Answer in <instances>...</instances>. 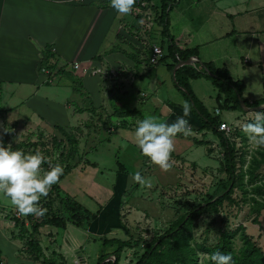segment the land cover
<instances>
[{"label":"crops","instance_id":"obj_1","mask_svg":"<svg viewBox=\"0 0 264 264\" xmlns=\"http://www.w3.org/2000/svg\"><path fill=\"white\" fill-rule=\"evenodd\" d=\"M154 5L145 6L137 19V12L127 17L117 16L109 7V0H0V142L13 146L28 137L41 134L55 137L61 131L81 137L86 130L88 136L96 134L101 126L111 136L117 128L135 130L136 122L143 119L141 109L145 106L149 115L169 123L184 116L186 102L175 88L172 72L166 69L170 61L148 65L151 48L160 47L162 42L161 29L154 21ZM169 33L179 48L195 49L200 63L225 68L232 80H241L247 101L264 97V0L261 3L257 0H178L169 13ZM49 48L51 61L57 68H65L51 82L40 71L44 52ZM73 63L114 70L117 76L106 79L82 76L70 69ZM57 77L58 82L52 86ZM203 82L208 81L192 80L189 86L208 110L212 101L216 103L215 98L207 100L202 93L206 87ZM162 108L165 115L161 113ZM129 110L134 113L125 114ZM215 111L217 106L213 111L208 110ZM230 115L232 121L220 120L242 125L246 119L239 112H230ZM184 118L191 131L199 132L198 136L208 132L200 130V123L190 112ZM42 120L49 130L41 128ZM118 136L125 140L124 148L130 142L137 147L133 135L119 133ZM80 165L73 163V171ZM125 178L126 182L115 186V197L87 232L100 239L104 235L110 238L120 235L123 240L128 236L122 228L121 213L127 205L128 188L136 183L132 180L128 185L131 175ZM4 197L0 192V213L17 211L16 207H8ZM68 226L63 233H54L55 237L49 239L53 242L51 247L42 243L40 246L44 254L48 247L52 258L57 256L63 264L71 259L74 264L78 259H85L82 249L90 240L83 241L68 231ZM0 258L4 263L1 253ZM12 262L18 264L14 256Z\"/></svg>","mask_w":264,"mask_h":264},{"label":"rangeland","instance_id":"obj_2","mask_svg":"<svg viewBox=\"0 0 264 264\" xmlns=\"http://www.w3.org/2000/svg\"><path fill=\"white\" fill-rule=\"evenodd\" d=\"M261 1L257 0L258 3H261ZM158 68L163 67L159 66ZM248 71L255 73L253 70ZM256 76L259 77L257 69ZM58 80L57 77L52 86H55ZM203 83H206V87L202 88V93L207 100L209 97L215 98V88L209 81ZM215 106L212 101V105L207 108L209 111H213ZM141 110L143 118L149 115L148 106ZM161 113L165 115L163 108ZM209 113L214 116L213 112ZM255 115L256 113H248L245 116L247 119H252ZM154 117L163 121L162 118L156 115ZM219 117L232 121L230 112L223 111L219 114ZM245 122L246 120H242L243 125ZM39 123L41 128L45 127L49 130L45 120ZM236 124L241 127L239 129H242L243 126H240L239 123ZM229 125L233 127L235 123L232 122ZM86 132L85 130L84 135L82 134L81 137L68 132V134L75 135L78 142L77 153L71 163L81 165L75 171L72 168L73 172L71 171L60 184L63 196L73 198L91 212L103 211L115 197V186L126 182L125 176H132L134 172L138 171L145 178L144 184L136 183L133 188H128L125 198L127 205L121 213L122 228L128 232V236L132 237L134 243L137 242L140 245L132 249H124L118 264H135L142 253V243L144 241L149 242L166 231L173 220L188 211L193 205H197L206 192H215L219 189L216 187L217 183L224 179V175L220 171L222 149L218 146L217 138L211 132H202L199 136L197 130H192L188 135L178 133L174 139L175 150L171 155V162L174 166L167 171L161 170L147 157L143 156L139 149L135 148L133 142H130V145L124 148L125 140L120 138L118 134H130L134 137V130L124 131L117 128L115 133L110 136L107 134L106 129L101 126L96 134L87 136ZM39 136H41V139ZM11 139L14 140L15 138L11 137ZM195 139L203 141V143H196ZM27 140L30 143H38L35 150L46 156L47 161L51 164L54 162L61 164V159L58 156L61 150L55 151L57 148L55 143H58V146L64 145L65 152L73 146L60 133H57L55 137L52 134L43 136L41 134L28 137ZM208 149L211 150L210 153L207 152ZM255 149L249 143L248 148L245 149V156L241 153L244 162L238 163L237 169L239 171L248 167L251 154L255 152ZM20 151L33 153V147L22 148ZM88 162L96 163L97 166L92 167L85 164ZM118 164L125 168L123 173L119 172ZM61 165L63 167V164ZM258 175L255 184L264 185V164L261 165ZM244 180H246V177H244ZM131 181L132 178L128 180V185ZM245 188L248 190L246 196L240 190L234 189L232 197L236 199L238 204L229 205L225 203L219 218L204 215L197 221L193 233L198 241L205 238L207 227H209L208 243L214 242L216 232L221 227L227 226L232 231L243 227L246 234L264 252V210L259 215L251 211V202L248 200L255 194L250 192V185H245ZM124 192L119 195L120 198ZM254 197L264 200V194L255 195ZM4 199L9 205L8 207H15L6 196ZM17 219L18 222L10 217L0 220V253L4 264H12L13 256L18 264H43L41 259L37 262L33 261L26 249L28 234L31 233L33 224L40 222V218H37L34 214H29L21 215V218ZM87 228H77L69 224L68 231L74 232L83 241L90 240L83 247L81 255H83L82 257L85 258L87 264H96L99 255L103 251V246L99 236L87 232ZM39 231L34 237L43 245L47 244L48 247L53 245V242L49 239L55 237L54 233H63L62 230L50 226L42 227ZM115 236L113 237L116 238ZM104 237L110 238L109 235H104ZM118 237L123 239L120 235ZM234 244L236 249L240 247L238 234L234 238ZM48 247L44 249L45 254L51 257ZM53 259L61 264L57 256ZM205 259L206 255L200 253L199 264H203ZM80 262L83 263L84 261L81 260ZM67 264H73V260L69 259Z\"/></svg>","mask_w":264,"mask_h":264},{"label":"trees","instance_id":"obj_3","mask_svg":"<svg viewBox=\"0 0 264 264\" xmlns=\"http://www.w3.org/2000/svg\"><path fill=\"white\" fill-rule=\"evenodd\" d=\"M177 2L178 0H135L133 10V12H137L138 19L142 15L145 6L148 7L150 4H156V6L154 5L156 9L154 21L161 29L160 36L162 42L160 48L165 53L157 64L167 60L170 61V64L166 66L169 73L172 72L179 61L197 58V51L195 49L179 48L169 33V13ZM149 55L151 56V53ZM51 60L52 54L49 48L44 52L41 68H47L50 71L57 69V74L65 72L64 68H57L56 64ZM200 64L179 67L175 72L173 81L175 88L181 93L188 105L189 112L200 123V130L211 132L217 138L218 146L222 149L220 171L223 173L224 179H221L217 183L216 187L219 189L215 192H206L197 205H193L188 211L173 220L166 231L151 239L149 242L144 241L142 243V253L137 258L135 264H199L200 253L206 255L203 264H213L211 254L217 251L223 254H230L232 264H264V252L246 234L243 227H239L234 231L230 230L227 226L219 228L213 243H208L209 227L206 228L205 238L202 240L198 241L193 233L197 221L202 216L208 215L213 218H219L221 209L225 203L229 205L238 204L236 199L232 197L234 189L240 190L246 196L248 190L245 188V185H250V192L252 194L257 196L264 194V185L255 184L259 177L258 171L261 165L264 164V149H255V152L251 154L248 167L245 170L241 169L239 171L237 169L238 163L244 162L242 155L245 156V149L248 148V139L245 132L239 129L241 127L234 128L229 136L219 131L218 127L223 122L220 120L219 114H215L214 112V116H211L191 91L189 82L205 79L211 83L216 90L215 103L218 112H239L242 115H246L248 113H245L241 109L238 96L242 98L246 107L264 105V97L254 102L247 101L243 97L245 85L241 80H232L225 68H217L211 63ZM133 113V111L129 110L125 114ZM251 120L247 119L245 123ZM240 126H243V124ZM61 134L73 146L65 152L64 145L58 146V143H55L57 147L55 151L61 150L58 156L61 159V164H63V174L58 183L51 187L48 195L43 197L42 201L38 202L45 211L43 215H40V222L33 224L32 231L28 234L26 242V249L32 260L37 262L41 259L43 264L59 263L52 257H45L39 240L34 237L40 228L50 226L59 230H65L67 224H71L77 228H87L97 219L101 212L100 210L91 212L73 198L65 197L61 194L59 182L73 168L71 162L78 148L75 135L68 134L65 131H61ZM39 138L41 139V136ZM37 145L38 143H30L27 140L19 142L11 146V148L13 150H20L32 146L33 152H37L35 150ZM210 152L211 150L208 149V153ZM56 164V162L51 164L49 161H46L42 167L47 170L50 166ZM90 166L93 167L94 165L90 164ZM118 170L120 173H123L124 167L118 164ZM244 177H246V180H244ZM254 196L248 200L251 202L250 209L253 213L259 215L264 210V200L257 199ZM11 219L18 222L17 218ZM237 234L240 241V247L238 249L235 248L234 244V238ZM101 244L103 251L99 255L96 264H118L124 249H132L140 245L137 242L134 243L130 236L125 240L103 237L101 238ZM111 258H114V260H111ZM0 264H4L1 258Z\"/></svg>","mask_w":264,"mask_h":264},{"label":"clouds","instance_id":"obj_4","mask_svg":"<svg viewBox=\"0 0 264 264\" xmlns=\"http://www.w3.org/2000/svg\"><path fill=\"white\" fill-rule=\"evenodd\" d=\"M134 4L135 0H109V7L120 17L131 15ZM188 112L189 107L185 103L184 116ZM255 112L256 115L243 125L242 130L253 148L264 149V111ZM184 116L169 123L148 115L136 122L134 140L139 152L163 171L172 167L171 155L175 150L176 135L191 132ZM46 161L47 157L38 151L24 153L0 142V192L20 215H43L45 210L38 202L48 195L63 174L59 163L44 170L42 165ZM132 180L138 184L145 183V178L138 171L132 174ZM211 261L213 264H232V257L217 251L211 254Z\"/></svg>","mask_w":264,"mask_h":264},{"label":"built area","instance_id":"obj_5","mask_svg":"<svg viewBox=\"0 0 264 264\" xmlns=\"http://www.w3.org/2000/svg\"><path fill=\"white\" fill-rule=\"evenodd\" d=\"M165 55L164 51L158 47V46H153L151 48V56L148 60V65L150 67L156 65L158 63V61ZM83 63H73L70 66V69L72 71L75 72H80L82 74V76L84 75H91V76H100L104 79L106 78H115L117 76V72L114 70H109V69H101V68H93L90 67L89 65H87L86 67L82 66ZM196 66V65H194ZM64 68V67H63ZM65 69V68H64ZM41 73L43 75L46 76V81L51 82L52 77H54V75L57 74L58 70L55 69L54 71H50L47 68H41L40 69ZM215 114H219L218 111H215ZM247 120V118L245 119ZM234 128H238V124L235 123V125L233 127H231L228 123L226 122H222L219 127L218 130L223 132L226 136H229V134L234 130ZM112 132V129H111ZM248 146H249V141H248ZM45 170V169H44ZM43 198H41L40 201H42ZM41 207V204H39ZM10 217V218H21V215L17 212V211H13V212H7V213H0V220L6 217ZM37 218H40V215H34ZM83 260L84 262L81 263L80 261ZM74 264H87L85 259H78L76 261H74Z\"/></svg>","mask_w":264,"mask_h":264},{"label":"water","instance_id":"obj_6","mask_svg":"<svg viewBox=\"0 0 264 264\" xmlns=\"http://www.w3.org/2000/svg\"><path fill=\"white\" fill-rule=\"evenodd\" d=\"M196 64H200L196 58H190L188 59L187 61H179L175 67L173 68L172 70V78L174 79L175 77V72L176 70L179 68V67H182V66H194ZM201 65V64H200ZM207 72V70H205ZM208 73V72H207ZM238 100H239V104H240V107L241 109L245 112V113H255V111L259 110V111H262L264 110V105H260V106H257V107H246L245 104H244V101L242 100V98L240 96H238ZM110 260V259H108ZM106 260V261H108ZM111 260H114V258H111Z\"/></svg>","mask_w":264,"mask_h":264}]
</instances>
